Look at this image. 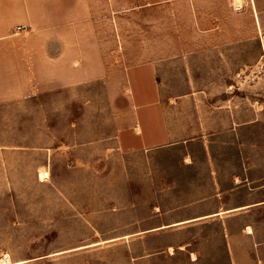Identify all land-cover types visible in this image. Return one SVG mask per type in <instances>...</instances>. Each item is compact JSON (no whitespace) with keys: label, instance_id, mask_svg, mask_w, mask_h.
Here are the masks:
<instances>
[{"label":"rangeland","instance_id":"rangeland-1","mask_svg":"<svg viewBox=\"0 0 264 264\" xmlns=\"http://www.w3.org/2000/svg\"><path fill=\"white\" fill-rule=\"evenodd\" d=\"M223 4L0 0V260L264 264V15Z\"/></svg>","mask_w":264,"mask_h":264},{"label":"crops","instance_id":"crops-1","mask_svg":"<svg viewBox=\"0 0 264 264\" xmlns=\"http://www.w3.org/2000/svg\"><path fill=\"white\" fill-rule=\"evenodd\" d=\"M222 3H224V0H194V19L196 27L200 28L203 32L208 31L207 29L217 22H227V19L222 17L223 14L219 9L224 7V4L222 5ZM246 3V9L242 10L241 8L239 11L229 12V16L234 19L245 17L248 20L253 17L254 23L260 25V30L258 32H261L260 23L261 17L264 15V0H246ZM225 16L227 15L225 14Z\"/></svg>","mask_w":264,"mask_h":264},{"label":"bare ground","instance_id":"bare-ground-1","mask_svg":"<svg viewBox=\"0 0 264 264\" xmlns=\"http://www.w3.org/2000/svg\"><path fill=\"white\" fill-rule=\"evenodd\" d=\"M0 264H12L11 260L7 255L3 256V258L0 260Z\"/></svg>","mask_w":264,"mask_h":264}]
</instances>
